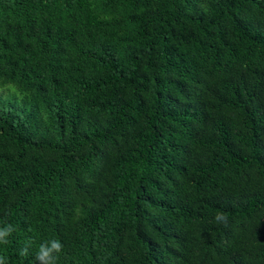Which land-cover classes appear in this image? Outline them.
Returning <instances> with one entry per match:
<instances>
[{"label": "trees", "instance_id": "16d2710c", "mask_svg": "<svg viewBox=\"0 0 264 264\" xmlns=\"http://www.w3.org/2000/svg\"><path fill=\"white\" fill-rule=\"evenodd\" d=\"M5 224L7 264H264V0H0Z\"/></svg>", "mask_w": 264, "mask_h": 264}, {"label": "clouds", "instance_id": "9594fccd", "mask_svg": "<svg viewBox=\"0 0 264 264\" xmlns=\"http://www.w3.org/2000/svg\"><path fill=\"white\" fill-rule=\"evenodd\" d=\"M217 220H227L223 213H220L216 217ZM15 231L14 227L10 224H5L0 227V244H8V237ZM33 241L29 239L24 247L20 250L21 256L29 254V249L32 247ZM64 245L59 239L46 240L39 244V247L35 253L36 264H57L59 254L62 253ZM0 264H7V257L0 255Z\"/></svg>", "mask_w": 264, "mask_h": 264}]
</instances>
